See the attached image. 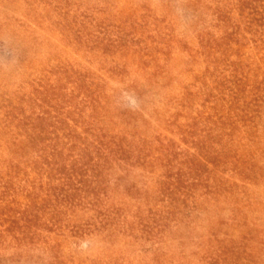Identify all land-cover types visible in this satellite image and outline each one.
Masks as SVG:
<instances>
[{"label": "rangeland", "instance_id": "rangeland-1", "mask_svg": "<svg viewBox=\"0 0 264 264\" xmlns=\"http://www.w3.org/2000/svg\"><path fill=\"white\" fill-rule=\"evenodd\" d=\"M237 3L0 0V264H264V0Z\"/></svg>", "mask_w": 264, "mask_h": 264}, {"label": "trees", "instance_id": "trees-1", "mask_svg": "<svg viewBox=\"0 0 264 264\" xmlns=\"http://www.w3.org/2000/svg\"><path fill=\"white\" fill-rule=\"evenodd\" d=\"M249 0H239V3H237V7L238 6H240L239 7V9L240 8H242V6L246 3V2H248ZM263 10V8H261V11ZM262 14V13H261ZM264 14V13H263ZM251 15V17H252V14H250ZM249 17L250 16H248V19H249ZM263 19H264V17H262ZM251 19V18H250ZM249 19V20H250ZM245 26H246V28H254L255 27V25H254V23L251 21H245ZM107 27H109V26H107ZM255 29V28H254ZM254 29H252V30H254ZM256 30V29H255ZM118 40H117V38L116 39H114L113 37H111V38H106L105 37V43L103 42V45L104 46H107V47H115V45H116V42H117ZM119 42V41H118ZM93 43V42H92ZM164 43L162 42V40H161V42H158V45H163ZM121 46V45H120ZM121 48H124V47H121ZM153 48V50H154V46L152 47ZM215 69V68H214ZM211 89L213 90V91H216V92H219L220 91V88L218 87V85L215 83V82H213L212 84H211ZM39 101H40V99H39ZM222 102L224 103V101L222 100ZM221 102V104L223 105V103ZM230 102H225V104H224V108L226 107V108H228L229 106H230ZM17 107V106H16ZM16 107H13L14 109L13 110H17V108ZM55 111V110H54ZM127 111L128 110H125V114L124 115H126L127 114ZM132 114H137V115H139V116H141V121H139L140 122V124H141V126L142 127H147V126H150V124L148 123V122H146L148 119H152V117L149 115V114H146V112L143 110V108H139L138 109V111L137 112H133ZM41 116H37L36 118V120H38V121H40V124H43L46 120L44 119V115H47L46 113H42V114H40ZM121 116H122V113L121 112H119L118 113V115L115 117V119H119V118H121ZM124 117H126V116H124ZM11 119H14V121H9L8 122V124L7 123H4L3 124V126L1 127L2 129H5V130H8V131H12V130H10V128H13V129H16V128H14V127H17V125L19 124H24L23 122H22V120H20V118H17V117H10ZM10 124V125H9ZM44 130H42L41 128H40V130L39 129H35V128H30L29 130H28V132L32 135L31 137H26V139L24 140V143L23 144H20V146H21V148H24V146H25V143H27L28 144V147H31L35 142H34V140H35V138L37 139V137L39 136V135H41V134H43L44 132H43ZM135 138H136V136H135ZM135 138H134V141H133V145H135V146H133V150H130V151H132V152H134V153H136L137 155H139V153H141L142 152V150H143V146L139 143V141L137 140H135ZM3 143H4V147H2L3 148V150L4 151H6V154H8L9 156H11L12 154V147L14 146V144L12 143V140H10V139H7V140H4L3 141ZM19 146V147H20ZM91 147L92 148H96V145H93V144H91ZM168 148V146L166 145L165 146V149H167ZM85 151H88L87 149H85L84 150V152ZM85 154V153H84ZM135 154V159H137V158H139V157H137V155ZM77 157H79V158H77L78 159V162L80 163V162H83V161H85V157H83L82 155H77ZM6 160H8V161H6V164H8V166H7V168L5 169V171L3 172V173H5V174H3V175H7L8 176V174H7V169L8 168H10V170L13 168V167H15V166H13L14 165V162L13 161H10L8 158L6 159ZM62 159L57 155V154H53V155H50V157H49V162H51V164H53L54 166H59L61 163H62ZM7 162H11L12 163V165H10L9 163H7ZM16 164H18L19 163V161L18 162H15ZM47 163H48V161H47ZM44 164V163H43ZM45 165H47L46 163H45ZM163 173V172H162ZM162 173H160V174H158V176L156 177V180H155V186L152 188V190H150L151 192H152V194L153 195H156V194H163V192H164V188H165V186H166V184H167V182L168 181H166L163 177H161V175H162ZM73 175V174H72ZM166 181V182H165ZM32 187V186H31ZM122 187V189H121V191H122V193L124 194V195H127V196H129L130 195V188L131 187H129V186H121ZM155 189V190H154ZM43 192V191H42ZM32 193H30V195H31ZM29 195V196H30ZM44 195H47V194H44ZM28 197V196H27ZM34 200L33 199H31V198H29L28 197V199H27V202L24 204V206H25V208L29 211V214H30V216H33L34 215V212H36V207L34 208Z\"/></svg>", "mask_w": 264, "mask_h": 264}]
</instances>
